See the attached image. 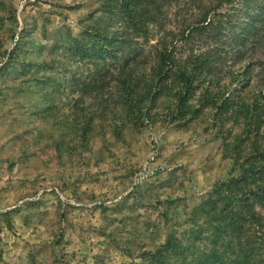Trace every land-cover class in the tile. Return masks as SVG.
I'll return each instance as SVG.
<instances>
[{"label": "rangeland", "instance_id": "obj_1", "mask_svg": "<svg viewBox=\"0 0 264 264\" xmlns=\"http://www.w3.org/2000/svg\"><path fill=\"white\" fill-rule=\"evenodd\" d=\"M186 1L157 2L144 40L123 19L109 26L107 0H0V264H169L171 249L162 262L157 252L189 245L203 222L195 208L263 148V127L249 136L244 117L227 115L235 106L223 119L202 97L251 102L264 46L235 63V32L220 49L195 32L161 55L183 31ZM99 32L131 41L127 61L98 57ZM208 50L222 51L223 79L182 105L178 66ZM169 63L156 82L152 68Z\"/></svg>", "mask_w": 264, "mask_h": 264}, {"label": "trees", "instance_id": "obj_2", "mask_svg": "<svg viewBox=\"0 0 264 264\" xmlns=\"http://www.w3.org/2000/svg\"><path fill=\"white\" fill-rule=\"evenodd\" d=\"M107 1L111 4L108 13L112 20L109 21V26L112 25L114 18L123 19L130 33L144 40L150 34L151 22L146 25L147 21L151 17L152 21H155L154 11L160 5L157 2L164 5L168 2V0ZM184 4L188 18L183 22V31L179 32V38H173L168 46L164 45L161 55H164V52L169 53L170 47L176 46L182 38H191L195 32L203 34L204 44L211 48L218 47L216 49H220L219 46L226 43L231 45L225 37L235 32L232 38L235 63L244 60L243 49L263 48L264 0H187ZM108 34L109 36L102 32L96 34L101 42L93 43L98 57L106 58L108 55L115 58L122 52L123 59L127 61L128 54H125L126 50L122 47L131 41L125 39L117 41L115 36ZM209 52L210 50L202 54L191 52L186 57L185 64L178 66L176 73L180 74L183 83L179 99L182 105H187L203 84H207L208 87L215 81L220 82L223 79V76L215 73L217 69L221 70L218 63L224 59L222 51L220 50L218 58H214ZM229 53L231 52L227 51V54ZM163 58L165 57L163 56L162 60ZM152 69V77L154 76L158 82L166 72L174 69V64L169 63L166 68L158 66ZM236 89L238 87L234 90ZM219 97L221 93L217 98L204 94L202 106L215 105L222 117L229 113L230 107L235 106V110L227 114L229 119L238 122L240 117H244L246 121L244 123L248 126L246 129L255 131L247 133L249 136L251 134L260 136L263 133L257 131L264 128V85L253 100L246 104L232 103L230 96L224 97L222 102L218 103ZM262 137L264 139V135ZM257 142L259 140L255 141ZM262 147H257L258 149L254 147L252 152L246 154L240 173L229 179L218 180L208 199L195 208L193 222L203 219L202 224H195L197 228L192 229L195 239L187 246L172 245L173 241L170 240L164 250L157 252L158 261L162 262L163 252L171 249L173 255L169 264H264V145ZM239 150L242 151L240 146ZM238 155H241V152H238ZM209 228V235L204 237ZM197 240L205 242L204 248L197 244Z\"/></svg>", "mask_w": 264, "mask_h": 264}]
</instances>
